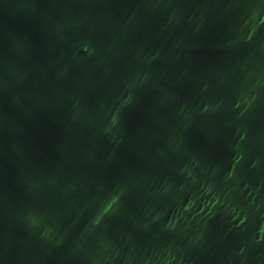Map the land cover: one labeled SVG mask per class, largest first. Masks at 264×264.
Returning <instances> with one entry per match:
<instances>
[{
	"label": "water",
	"instance_id": "1",
	"mask_svg": "<svg viewBox=\"0 0 264 264\" xmlns=\"http://www.w3.org/2000/svg\"><path fill=\"white\" fill-rule=\"evenodd\" d=\"M0 264H264V0H0Z\"/></svg>",
	"mask_w": 264,
	"mask_h": 264
}]
</instances>
